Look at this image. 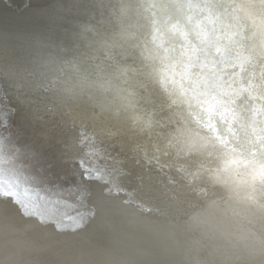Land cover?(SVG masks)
<instances>
[{"label": "bare ground", "instance_id": "1", "mask_svg": "<svg viewBox=\"0 0 264 264\" xmlns=\"http://www.w3.org/2000/svg\"><path fill=\"white\" fill-rule=\"evenodd\" d=\"M172 2L140 21L151 49L197 125L254 151L264 65L240 9ZM112 9L113 0H0V191L19 187L37 206L24 221L0 215L5 264H209L224 254L210 208L220 193L204 180L200 145L178 152L167 125L157 134L118 123L110 102L127 65ZM73 86L75 99L42 101Z\"/></svg>", "mask_w": 264, "mask_h": 264}, {"label": "clouds", "instance_id": "2", "mask_svg": "<svg viewBox=\"0 0 264 264\" xmlns=\"http://www.w3.org/2000/svg\"><path fill=\"white\" fill-rule=\"evenodd\" d=\"M156 3L162 8L175 7L172 0H113L110 22L127 65L125 78L117 84L120 96L110 102L113 112L129 130L159 134L167 125L169 143L178 152L200 145L196 150L205 161L204 180L220 193L210 208L219 217L222 230L215 244L224 254L209 264H264V141L254 151L246 145L229 147L191 119L180 88L168 79L170 69L151 49L149 30L140 26L145 11ZM224 6L240 9L248 42L264 65V0H224ZM71 80L68 76L65 83ZM76 95L75 86L68 95L61 88L42 101L65 102ZM15 190V195L8 188L0 191V215L28 220L22 199L17 198L21 190Z\"/></svg>", "mask_w": 264, "mask_h": 264}, {"label": "snow or ice", "instance_id": "3", "mask_svg": "<svg viewBox=\"0 0 264 264\" xmlns=\"http://www.w3.org/2000/svg\"><path fill=\"white\" fill-rule=\"evenodd\" d=\"M13 194L15 195L16 193L13 192ZM22 206H23V209H24V212L25 213H28V214H35L33 212V209H36L37 206L34 205V204H31V202L29 203H25L23 200H22ZM48 215H44V214H40L41 216L45 217L46 219L50 218V215L54 212L53 209H48Z\"/></svg>", "mask_w": 264, "mask_h": 264}]
</instances>
